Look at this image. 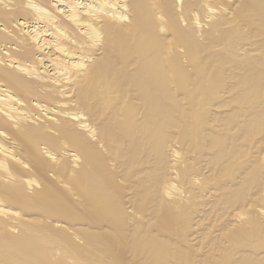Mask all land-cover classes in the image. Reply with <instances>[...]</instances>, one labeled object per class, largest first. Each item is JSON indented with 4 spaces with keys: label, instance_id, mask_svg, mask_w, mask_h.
I'll list each match as a JSON object with an SVG mask.
<instances>
[{
    "label": "bare ground",
    "instance_id": "obj_1",
    "mask_svg": "<svg viewBox=\"0 0 264 264\" xmlns=\"http://www.w3.org/2000/svg\"><path fill=\"white\" fill-rule=\"evenodd\" d=\"M87 248L264 264V0H0V264Z\"/></svg>",
    "mask_w": 264,
    "mask_h": 264
},
{
    "label": "rangeland",
    "instance_id": "obj_2",
    "mask_svg": "<svg viewBox=\"0 0 264 264\" xmlns=\"http://www.w3.org/2000/svg\"><path fill=\"white\" fill-rule=\"evenodd\" d=\"M87 216H88V215H87ZM86 220L88 221L89 218L86 217ZM62 221L66 222L67 224H70L68 218H64V219H62ZM81 223H83V222H81ZM83 224H84V223H83ZM86 227H89V226L87 225ZM92 231H93V230L89 227L88 231L82 233L81 236H83L85 239H87L88 237L91 236L90 233H91ZM89 234H90V235H89ZM85 249H86V248H85ZM87 251H88V257H89V259H90V264H96L97 261H98V251H97L96 249H93V248H87ZM11 258L13 259V261H14L15 264H21V263L24 261L21 257L16 256V255H15V256H12ZM61 262H62V261H61ZM61 262H59V263H57V264H61ZM31 264H37V263H32V262H31ZM39 264H56V263H52L51 261L46 260V261L40 262Z\"/></svg>",
    "mask_w": 264,
    "mask_h": 264
}]
</instances>
